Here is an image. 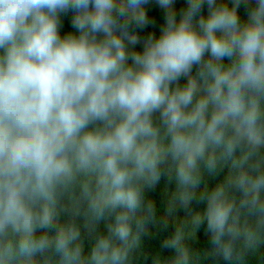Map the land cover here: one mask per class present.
<instances>
[{
  "label": "clouds",
  "instance_id": "9594fccd",
  "mask_svg": "<svg viewBox=\"0 0 264 264\" xmlns=\"http://www.w3.org/2000/svg\"><path fill=\"white\" fill-rule=\"evenodd\" d=\"M176 3L0 0V264H264V0Z\"/></svg>",
  "mask_w": 264,
  "mask_h": 264
},
{
  "label": "trees",
  "instance_id": "16d2710c",
  "mask_svg": "<svg viewBox=\"0 0 264 264\" xmlns=\"http://www.w3.org/2000/svg\"><path fill=\"white\" fill-rule=\"evenodd\" d=\"M183 6V0H177V3L175 5V7H177L178 9L180 7ZM148 14L151 18L155 19V21L157 22V24L162 23V10L159 9V7L157 5L150 4L148 6ZM241 15H243V10L241 9ZM65 28H68L69 25L67 23V20L65 21ZM154 29H152L151 27H148L146 29H144L145 32L147 31H152ZM153 195H155L156 197H162L164 195V186H163V178L161 180L160 183H158L154 189H153ZM172 227V225L170 224V228ZM198 237L201 243H207V237L204 235V233L201 231L200 233H198ZM150 251V249H148Z\"/></svg>",
  "mask_w": 264,
  "mask_h": 264
}]
</instances>
